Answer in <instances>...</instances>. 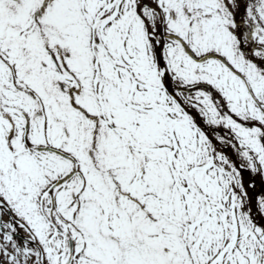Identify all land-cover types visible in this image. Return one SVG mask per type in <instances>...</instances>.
<instances>
[{"label": "snow or ice", "instance_id": "6c2138e0", "mask_svg": "<svg viewBox=\"0 0 264 264\" xmlns=\"http://www.w3.org/2000/svg\"><path fill=\"white\" fill-rule=\"evenodd\" d=\"M0 264H264V0H0Z\"/></svg>", "mask_w": 264, "mask_h": 264}]
</instances>
